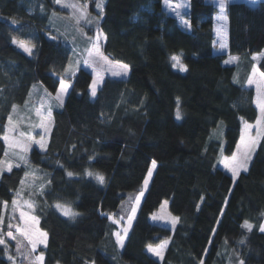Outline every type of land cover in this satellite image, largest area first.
<instances>
[{"label": "trees", "instance_id": "1", "mask_svg": "<svg viewBox=\"0 0 264 264\" xmlns=\"http://www.w3.org/2000/svg\"><path fill=\"white\" fill-rule=\"evenodd\" d=\"M90 4L94 9L96 0ZM58 11L64 9L54 0H0V159L13 105H23L34 85L56 94L61 78L70 84L63 105L52 107L46 149L29 153L37 185L23 192L48 233L47 247L39 248L44 264H264V138L236 180L218 165L222 152H234L243 122L259 116L256 84L247 81L254 67L264 72V0L228 4V54L216 51L218 8L208 0H189L191 28L168 13L163 0H105L103 52L129 65V73L106 77L95 98L88 70L67 74L71 48L48 26ZM13 39L34 44L33 54ZM172 55L182 57L187 71L172 66ZM229 55L240 61L226 64ZM153 160L156 167L120 248L110 217H128L124 206L143 190ZM29 170L14 167L0 176V201L9 202L7 211L0 205L4 232ZM39 184L45 185L42 195ZM165 199L180 217L173 229L150 220ZM57 202L79 215H62ZM244 220L254 225L250 232ZM166 239L163 260L147 252V245ZM0 264H10L2 246Z\"/></svg>", "mask_w": 264, "mask_h": 264}, {"label": "snow or ice", "instance_id": "2", "mask_svg": "<svg viewBox=\"0 0 264 264\" xmlns=\"http://www.w3.org/2000/svg\"><path fill=\"white\" fill-rule=\"evenodd\" d=\"M166 4H168V7L172 9V11L175 13L177 17H180V22L186 27L191 28L190 21L183 19V16L181 15L180 9L182 5L176 4L171 5L168 3V0H165ZM257 2V0H254V3ZM54 3L60 4L65 8H71L73 9L72 16L70 17L71 20L75 22V24L78 26L80 22L83 20L86 23H92L94 20L97 24H99V19L102 18L103 13V0H96V7L101 10V17H92L89 18V14L87 12L86 5L82 9H78L77 4L67 2V0H54ZM217 6L221 10V14L217 17L218 20H226L227 17L224 14L225 9L228 5V0H216ZM43 10V9H41ZM53 16H56V13L53 12ZM13 23H17V21L13 20ZM51 23V21H50ZM82 31V30H81ZM222 32V28L217 29V34L220 35ZM55 39V37H53ZM102 39H106V35H103L101 30L97 28V34L96 39L92 41V46L90 49L87 50L88 52V59L84 61V64L90 65L95 71L96 76L92 80V83L90 85L91 89V95L93 97L96 96L97 88L100 84L103 83V73L101 69H104L106 71H110L113 76H122L127 75L129 71V65L123 64L120 61H113L109 59L108 56L104 55L100 48V42ZM13 43H17L18 46L23 49L24 52H26L28 55L33 54V48L35 47L34 44H29L26 41L23 40H15L13 39ZM227 44L223 41L220 42V49H226ZM171 61L173 62L172 66L174 68H179L181 71H187V65L183 64L182 57L180 55H172L170 57ZM255 59V57H254ZM239 57L230 56L229 60L225 61V63H235L238 62ZM77 65H79V61L76 62ZM72 65H69V68H71ZM67 71V69H66ZM259 75L260 79H254V77ZM74 75V72H73ZM248 84H256V91H257V106L259 108V116L255 120L254 123H248L244 122V132L241 134L240 137V144L237 145L236 152L232 154L231 157H224L223 163L225 167L232 173L233 179L238 177L240 175V171L244 170L247 171L248 163L251 159L252 152L254 151L255 147L257 146L260 139L264 138V72H258V70L254 67L252 70V74L249 77ZM70 85L64 81L63 78L60 79V88L59 91L55 94L54 97H51V94H48L51 99H54L57 103V106L63 105V98L65 93L67 92ZM41 108H44V104L41 103ZM17 111V106L13 105L12 112L15 113ZM36 115L40 118V123L37 125L39 128L43 129L44 134L46 135L50 128L49 125L51 124L52 120V108L49 104L46 108V115L42 114L40 108L36 109ZM176 118H181V111L179 108V98H177V110H176ZM242 119V118H241ZM18 121L14 123L13 115H8V126L5 131V134L3 135L2 139L7 144V150L4 151V158L0 159V173H3L4 171L11 172L13 167H19V164H14V161L18 160L20 163L24 164L25 166H29V160L27 158V153L30 150V147L33 143H36L39 145L41 149H46L47 144L45 140V136H41L39 140H35V138L31 135V133H25L18 130ZM255 128L256 134L255 136L251 135V130ZM18 149V151H17ZM156 167V161H152V168L148 170V177L150 178L152 176V169ZM69 176H72V172L67 173ZM25 178L31 176H35L34 173L25 172L24 173ZM89 176H95L96 180L103 184L105 182V177L99 173H93L89 171L87 173ZM148 179L146 178L144 180V187L147 188L148 185ZM25 181L21 180V187L23 188ZM50 183V182H49ZM45 185L41 184L39 186V194H43ZM143 191L139 193L138 196L135 197V202L138 205L140 198L143 196ZM21 195L20 191L16 192V196L19 197ZM164 204H167V201L164 202ZM0 205L3 206V210L7 211L9 208V202L8 201H0ZM27 206L29 211L34 210V203L28 200L20 201L18 199H13L11 201V208L13 214L15 212L19 211V219L22 221V223L13 224L9 222L7 224V228L9 229L6 233L3 231L4 227V217L3 215H0V245H4L5 249H7V241L4 238L5 236L11 237L12 240L17 241L16 248L17 252L20 253V241L17 239V236L14 234V231L12 229H15L16 233H19L20 235L27 238L28 242L31 245V252L34 254V258L30 261V264H44V252L41 251L39 254H35L36 250L39 248V246L43 245L45 248L47 247L48 242V233L46 231H43L38 227L39 225V218L33 215H29L28 212H25L23 210L24 206ZM55 207L62 212L64 216L75 218L79 213L73 211L70 205L68 204H62L57 202L55 204ZM132 214L127 217V226H122L120 230H117L113 233L115 236V242L120 247L123 248L125 244V240L128 236L129 230L131 228V222L135 216L136 208L133 207L131 209ZM264 216V213L261 214ZM113 218V222L115 224H120V219ZM152 218L154 220H166L171 223L172 228H175V225L179 222L180 217L176 216H169V215H157L153 214ZM11 219H15V215H13ZM123 219V217H121ZM243 228L247 229L249 232L253 229L254 225L250 223L248 220H244ZM259 230L261 232H264V223L259 225ZM169 241L163 240L158 245L153 246L151 244L147 245L148 252L154 254L156 257H159L161 260H163L164 251L167 248ZM240 244H244L245 241L241 239L239 241ZM23 254V253H20ZM10 260H15V257L9 256ZM91 264H95V261L93 260ZM200 264H203V261L200 262ZM239 264H244L243 260L239 261Z\"/></svg>", "mask_w": 264, "mask_h": 264}, {"label": "rangeland", "instance_id": "3", "mask_svg": "<svg viewBox=\"0 0 264 264\" xmlns=\"http://www.w3.org/2000/svg\"><path fill=\"white\" fill-rule=\"evenodd\" d=\"M208 1L211 2V0H208ZM67 2H71V3L77 4L78 9H82L86 5L87 12L89 14V18H92V17L99 18V17H101V10L99 8H97L96 6H95L94 9L90 8V6H91L90 3L94 2V0H67ZM168 3L173 5V6L176 5V4L182 5V7L180 9V12H181V15L183 16V19L186 20V10H185V8L188 9L189 0H168ZM104 4H105V0H103V9H104ZM213 4L218 8V11L216 12V14L214 16V33H215L216 51L219 52V53L228 54V44H229L228 30H229V27H228L227 8L224 11V14L226 15L227 19L223 20V21L222 20H218L217 17L221 14V10L217 6L216 0H215V3H213ZM58 5L62 9H64V11L55 12L56 16H53V13H52L50 18H49V21H48V26L53 31H55L56 34L64 42H66L68 44V46H70V48H71V58L69 60L68 66H67V74L68 75H73V72L75 74L79 69L84 68V69L88 70L92 74L93 79H94L95 76H96V71L90 65L84 64V61L86 59H88L87 50L91 48L92 41H94L96 39L97 28H99V24H100V21H101L102 18L99 19V24H97L95 20L92 23H90V24L86 23L85 21L82 20L80 22V24L77 26L75 24V22L70 19V17L72 16V13H73L74 10L71 9V8H65V7H63L60 4H58ZM163 6H164V8L166 9V11L168 13H171L172 15L176 16L175 13L172 11V9L170 7H168V4H166L165 0H163ZM178 18L180 20V17H178ZM50 21H51V23H50ZM218 28H222V32H221L220 35L217 34V29ZM102 34L105 35L103 32H102ZM105 40L106 39H102L101 42H100V48H101L102 52H103V45L105 43ZM221 41H223L224 43L227 44V48L226 49H223V50L220 49V42ZM14 44L18 48H20L17 43H14ZM21 50L23 51V49H21ZM103 54L105 55L104 52H103ZM230 56H233V55H229L226 58L225 61L229 60ZM235 57H239V56H235ZM254 57H255L256 60H258L259 56L256 55ZM109 59H111V58H109ZM77 61L80 62L79 65H77V63H76ZM238 61H240V57H239ZM237 63L238 62L226 63V64H237ZM70 64L72 65L71 68H69ZM101 71L103 73V81L108 76L109 77H121V78H123V77H126L128 75V73H129V71H128L127 75L113 76L110 71H106L104 69H101ZM240 73H241V71H240ZM237 75H238V73H237ZM101 85L102 84H100L98 86L97 92H98V89L101 87ZM69 90H70V87L68 88L67 92L65 93L63 101L65 100L66 95H67ZM58 91H59V89H58ZM90 93H91V89H90ZM48 94H51V97L55 96V94H52L51 92H49L43 85H41V84L34 85L32 87V89H31L29 97L25 101V103L23 105H17V111L15 113H13V112L11 113V115H13L14 123L17 122V121L19 122L18 123V130L19 131L25 132V133H29L30 132L31 135L35 138V140H39L40 137L43 135V136H45L46 144L48 143L49 136H50V133H51V130H52L53 117H51L52 122L49 125L50 130L45 135L43 129H41V128H39L37 126L40 123V118L36 115V109L40 108L42 114L46 115V108H47V106L49 104L51 105V108L57 106L56 101L54 99H51ZM96 95H97V93H96ZM95 97L92 96V98H95ZM41 103L44 104V108H41ZM248 123H254V122H248ZM7 126H8V123H7ZM243 132H244V122H243L242 130H241V134ZM255 134H256V129L253 128L251 130V135L255 136ZM240 137H241V135H240ZM238 144H240V138L238 140L237 145ZM237 145H236V148H235L233 153L236 152ZM257 146H258V144H257ZM257 146L255 147L254 151L252 152L251 159H250V161L248 163L247 170H248V168L250 166V163H251V160H252V158H253V156H254V154L256 152ZM34 147H36V148H38V149H40L42 151L45 150V149H41L38 144L33 143L31 145V147H30L29 152L27 153L28 160H29V153ZM6 150H7V144H6ZM17 151H18V149H17ZM232 154L231 155H226V154H224L222 152L220 154V158H219V162H218V165L222 169H224L227 173H229L231 176H232V173L225 167V165H224V163L222 161H223L224 157H231ZM3 158H4V156H3ZM14 164H19L20 166H24L25 168L30 169L29 170L30 173H34L35 174L34 177L30 175L28 178H24L25 183H24V186H23L22 190H20L21 195L19 197L16 196L15 199H18L20 201L28 200V201L33 202L32 199L27 198L26 195L23 192H25V190L26 191L29 190L32 185H37V182L35 181V178L37 177V172L30 168V163H29V166H25L24 164H22L18 160H16V161H14ZM153 170L154 169H152V172H153ZM242 171H244V170H241L240 173ZM4 172H7V171H4ZM3 173H0V176ZM146 178L150 182L151 177L149 178L148 175H147ZM236 179H237V177L234 180H236ZM149 182H148V185H149ZM40 185L41 184H39L38 186H40ZM148 185H147V187H148ZM146 189L147 188L144 187V183H143V190H142L143 193H145ZM138 195L139 194H137L136 196H138ZM143 196H144V194H143ZM143 196L140 198V201H139L138 205L135 202V197L131 198L129 200V203L127 202V204L125 206L123 205L124 206V212H127L128 216L132 214L131 209L133 207L136 208V212H135V215H136V213H137V211L139 209L140 203H141V201L143 199ZM165 201H167L166 205L164 204ZM23 210L25 212H28L29 215L35 216L34 210L29 211V209L27 208L26 205L24 206ZM11 213L12 214L9 215L10 218L13 215H15V219H11L9 222H11L13 224L22 223V221H20V219H19V211L15 212V214H13V212H11ZM60 213L62 214V212H60ZM153 214L176 216L173 213H171V211L169 209V200H167V199L163 200V202L161 203L159 208L150 215V220L153 223L164 225V226H168V227L172 228L171 223L169 221H166V220H154L152 218ZM111 217H113V216H111ZM121 217H123V219H121ZM121 217L115 218V219H120L121 220V223L117 224L118 230H120L122 226H127V223H128L127 222V217L126 218L124 216H121ZM111 219L113 220V218H111ZM132 222H133V220H132ZM132 222H131V225H132ZM38 227H39V225H38ZM12 230L14 231V234L17 236V239L20 241V253H23V254H20V253L17 252V248H16L17 241L12 240L11 237H7V236L4 237L6 239V241H7V245H8L7 249H5L4 245H0V246H2L4 248L5 255H6L7 258L9 256L15 257L14 261L10 260L8 258L10 260V264H30V261L34 258V254L30 250L31 249L30 243L28 242L26 237L20 235L19 233H16L15 229H12ZM7 231H5V233ZM167 240L170 243V240L169 239H167ZM169 243H168V245H169ZM168 245H167V247H168ZM42 246L43 245L39 246V248L42 247ZM39 248L36 250L35 254H39ZM147 252H148V250H147ZM148 253L151 256H153L154 258H156L158 260H161L159 257H156L154 254H152L150 252H148ZM163 256H164V254H163Z\"/></svg>", "mask_w": 264, "mask_h": 264}, {"label": "crops", "instance_id": "4", "mask_svg": "<svg viewBox=\"0 0 264 264\" xmlns=\"http://www.w3.org/2000/svg\"><path fill=\"white\" fill-rule=\"evenodd\" d=\"M235 1H246V2H249V3H254V0H228V4L231 3V2H235ZM259 1H261V0H257V2H259ZM211 2L215 3V0H211ZM257 2H255V3H257ZM185 10L187 11V8H185Z\"/></svg>", "mask_w": 264, "mask_h": 264}]
</instances>
